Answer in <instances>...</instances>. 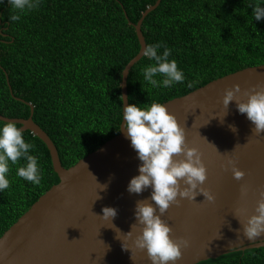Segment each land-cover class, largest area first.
<instances>
[{
	"label": "trees",
	"instance_id": "trees-1",
	"mask_svg": "<svg viewBox=\"0 0 264 264\" xmlns=\"http://www.w3.org/2000/svg\"><path fill=\"white\" fill-rule=\"evenodd\" d=\"M158 0H42L38 9L16 14L0 2V114L34 121L55 143L66 168L121 133L120 100L127 65L139 54L136 25ZM255 0H162L145 19L147 44L172 49L185 81L156 89L143 81L144 57L128 80L130 104L186 96L212 81L264 65V20L249 8ZM163 49H160L162 52ZM160 79V77H157ZM191 85V86H189ZM4 121L0 120V125ZM18 128L20 124H16ZM41 183L33 185L10 164V186L0 192V238L53 186L60 183L47 145L30 131ZM199 264H264V247L234 251Z\"/></svg>",
	"mask_w": 264,
	"mask_h": 264
},
{
	"label": "water",
	"instance_id": "water-1",
	"mask_svg": "<svg viewBox=\"0 0 264 264\" xmlns=\"http://www.w3.org/2000/svg\"><path fill=\"white\" fill-rule=\"evenodd\" d=\"M161 2L158 0L150 7L136 25L141 50L124 71V105L130 104L131 70L144 58L142 50L147 42L143 23ZM236 84L241 86L238 98L246 101L245 92L264 87V65L227 75L165 104L185 128L187 146L198 148L202 154L208 172L203 187L216 196L214 202L207 201L203 194L196 201L184 199L163 214L173 238L189 241L176 264H199L234 251L264 247V237L255 242L243 237V223L255 214L264 193V133H255V126L246 114L239 113L235 101L224 106L225 90ZM0 120L14 121L21 125L23 133L30 131L40 138L47 145L60 178V183L0 238V264H151L146 250H134L131 258V251L122 247L132 224H136L133 236L126 240L130 248L140 233L142 226L134 215L136 204L149 200L152 191L151 188L141 194L128 191L131 179L139 175L141 161L125 131L121 130L95 152L66 168L53 140L34 121L33 107L29 119L0 114ZM230 125L238 131L233 132ZM183 158L182 154L176 157ZM229 159L235 160L236 166L244 171L242 179L234 178L231 166L224 167ZM102 185L107 188L101 191ZM242 186L247 187V196L241 195ZM104 207L117 209L114 220L101 217ZM117 228L122 233L116 232Z\"/></svg>",
	"mask_w": 264,
	"mask_h": 264
},
{
	"label": "clouds",
	"instance_id": "clouds-1",
	"mask_svg": "<svg viewBox=\"0 0 264 264\" xmlns=\"http://www.w3.org/2000/svg\"><path fill=\"white\" fill-rule=\"evenodd\" d=\"M8 3L16 13L10 16V20L18 21L20 14L38 9L42 0H8ZM249 8L253 9L252 16L255 20H264V0H255ZM160 49L163 51L160 52ZM171 54L172 49L164 42L147 44L142 50V56L153 63L142 69L143 81L156 89H168L183 83L184 72L175 59H169ZM257 88L259 90L245 92L244 95L248 98L241 101L237 96L241 92V86L236 84L225 90L223 104L227 107L235 101L239 113L247 115L255 126V133L259 135L264 133V87ZM120 100L124 101V97L121 96ZM122 107L123 122L120 128L125 131L126 139H130L141 161L139 175L131 179L128 191L141 194L151 188L149 200L153 202H137L134 215L142 228L130 248L126 240L133 236L136 224H132L126 239L121 240L122 247L125 251H131V258L134 250H146L151 264H176L189 241L183 237L173 238L172 228L162 216L173 204L179 205L184 199L196 201L200 194L209 202L215 201L214 193L203 187L208 176L207 167L199 149L187 146L185 128L166 105L153 101L144 108L138 104H126ZM229 127L233 132L238 131L234 125ZM34 148V144L25 141L23 129L18 128L14 121H5L0 125V192L10 186L9 165L18 164L21 159L26 163L17 168L16 176L33 185L41 183L38 157L31 154ZM181 154L184 158L176 159ZM228 166H231L235 179L240 180L245 176L244 171L236 166L235 160L229 159L224 167L227 169ZM102 186L101 191L107 188V185ZM247 193V187L242 186L241 195L247 196ZM102 211L101 217L104 220L112 221L117 216L116 208L104 207ZM238 220L240 221L239 218ZM116 232L122 233L118 228ZM243 237L249 242L264 237V193H261L255 214L247 217L243 223Z\"/></svg>",
	"mask_w": 264,
	"mask_h": 264
}]
</instances>
